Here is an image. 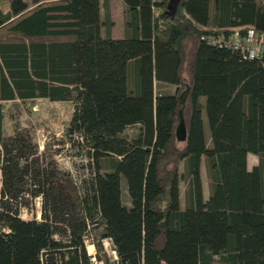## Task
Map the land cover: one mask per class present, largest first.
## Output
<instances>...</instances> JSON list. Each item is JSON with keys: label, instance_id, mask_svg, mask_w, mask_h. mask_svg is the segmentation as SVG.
Wrapping results in <instances>:
<instances>
[{"label": "trees", "instance_id": "16d2710c", "mask_svg": "<svg viewBox=\"0 0 264 264\" xmlns=\"http://www.w3.org/2000/svg\"><path fill=\"white\" fill-rule=\"evenodd\" d=\"M121 2L127 35L112 39L107 0H0V264H40V254L43 264H88V223L120 264H264V54L242 58L199 38L243 25L264 35V0ZM38 98L73 106L66 139L41 150L22 122ZM66 142L93 165L78 185L54 159ZM35 197L40 220H22Z\"/></svg>", "mask_w": 264, "mask_h": 264}, {"label": "rangeland", "instance_id": "374dc122", "mask_svg": "<svg viewBox=\"0 0 264 264\" xmlns=\"http://www.w3.org/2000/svg\"><path fill=\"white\" fill-rule=\"evenodd\" d=\"M155 93H169L173 91V87L167 85H155ZM72 103L70 101H48L44 98H38L34 101L32 112L29 115H24L22 118L23 123H30L34 127L35 142L38 145V150L42 149L44 141H49L51 138L65 140L64 129L68 123L73 110ZM203 128L208 145V128L202 112ZM7 131L8 127L6 126ZM136 131L134 126L126 127L121 132L122 136L129 137ZM56 165L61 169L68 171L73 181L78 185L80 180L89 176L93 165L88 162L85 156L84 147H70L69 143L64 144L62 150L54 155ZM90 163V164H88ZM256 164V156L248 154L246 156V168L250 169ZM202 196L206 198L208 195V180L206 176V167L204 158L201 157L199 166ZM179 180H178V203L179 207L183 208L186 204V189H187V175L185 172L184 161L179 162L178 166ZM122 188V201L127 203V195ZM36 215H39L40 219V197H35L29 200L27 207L19 210V218L22 220L36 219ZM37 220V219H36ZM86 230L88 233L96 236L101 231V227L98 224H87Z\"/></svg>", "mask_w": 264, "mask_h": 264}, {"label": "built area", "instance_id": "2783aa9c", "mask_svg": "<svg viewBox=\"0 0 264 264\" xmlns=\"http://www.w3.org/2000/svg\"><path fill=\"white\" fill-rule=\"evenodd\" d=\"M200 40L209 45L226 46L240 53L242 58L253 59L264 54V35L256 32L252 26L243 25L233 27L224 35L216 34L213 30L209 33L201 34ZM39 219V215H36ZM57 239L58 236L53 234ZM88 264H120L114 245L109 237H101L88 233L87 230L81 237ZM40 264H43L41 254Z\"/></svg>", "mask_w": 264, "mask_h": 264}, {"label": "crops", "instance_id": "0c3cea01", "mask_svg": "<svg viewBox=\"0 0 264 264\" xmlns=\"http://www.w3.org/2000/svg\"><path fill=\"white\" fill-rule=\"evenodd\" d=\"M124 9L125 8L121 0H107L108 18L111 23L109 26V37L112 39H122L127 35V30L124 27ZM152 12L156 15L158 13V9L152 8ZM99 14L100 19H102L104 15V8L102 6L100 7ZM99 33L101 36L105 35L104 26L100 27ZM248 154L251 153H247L246 156H248Z\"/></svg>", "mask_w": 264, "mask_h": 264}, {"label": "water", "instance_id": "95a60500", "mask_svg": "<svg viewBox=\"0 0 264 264\" xmlns=\"http://www.w3.org/2000/svg\"><path fill=\"white\" fill-rule=\"evenodd\" d=\"M187 94V87L179 94L180 108L178 110V121L175 126L174 136L176 141L182 142L185 139V126L182 118L183 103Z\"/></svg>", "mask_w": 264, "mask_h": 264}]
</instances>
